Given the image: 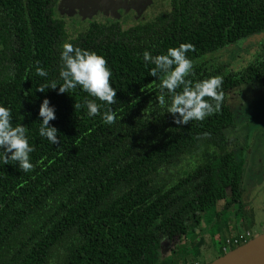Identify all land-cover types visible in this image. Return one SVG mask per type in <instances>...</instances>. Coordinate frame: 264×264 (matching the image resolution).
I'll return each instance as SVG.
<instances>
[{"label":"trees","instance_id":"1","mask_svg":"<svg viewBox=\"0 0 264 264\" xmlns=\"http://www.w3.org/2000/svg\"><path fill=\"white\" fill-rule=\"evenodd\" d=\"M60 1L0 0V104L35 149L28 172L0 160V264H174L163 257L164 241L188 238L212 210L220 217L243 204L239 145L226 136L235 125L228 95L250 85L264 91V38L256 39L264 0H172L143 22L95 21L76 37L57 14ZM64 42L107 61L117 89L111 125L87 117L83 101L93 98L79 87L37 91L63 82ZM180 43L194 46L189 79L223 80L220 110L185 125L158 105L154 65L142 57ZM248 45L258 53L243 68L217 57ZM37 64L47 77L36 75ZM45 97L56 109L58 144L38 133Z\"/></svg>","mask_w":264,"mask_h":264},{"label":"clouds","instance_id":"2","mask_svg":"<svg viewBox=\"0 0 264 264\" xmlns=\"http://www.w3.org/2000/svg\"><path fill=\"white\" fill-rule=\"evenodd\" d=\"M193 48L191 43H180L177 47H168L158 55H152L147 50L142 53L143 60L154 65L150 69V75L159 81L160 95L156 97L157 103L166 108L177 125L204 120L220 110L223 100V80L220 76H209L201 80L188 78L194 69V62L188 56ZM35 71L37 76H48V71L39 64ZM58 76L62 83L58 84L53 80L39 86L37 91L44 93L46 89H53L58 94H63L79 87L93 98H85L83 101L87 117L100 115L105 124L115 122L116 114L108 106L115 103L117 89L110 83L112 71L102 55L76 47L71 42H64L60 52ZM97 100L101 103L98 104ZM81 106L75 105L76 108ZM38 118L40 137L46 138L51 144H58V130L50 125V121L56 119V109L47 97L39 105ZM12 120L11 109L0 104V160L4 164L9 160L15 161L19 169L28 172L35 167L30 157L35 149L29 143L25 126H13Z\"/></svg>","mask_w":264,"mask_h":264},{"label":"rangeland","instance_id":"3","mask_svg":"<svg viewBox=\"0 0 264 264\" xmlns=\"http://www.w3.org/2000/svg\"><path fill=\"white\" fill-rule=\"evenodd\" d=\"M82 2L73 4V8L60 4L57 11L58 16L66 21L72 37H76L93 19L105 23L122 22L125 26L131 25L133 19L144 20L142 8L150 1H136L142 8H119V4H124L123 0H113L99 9L88 0ZM235 47L217 54V57L231 61L234 68H243L258 53V48H250V45L241 50ZM231 50L233 54H229ZM228 105L235 117V125L228 129L226 136L239 145L237 156L244 168L243 204L232 207L220 217H217L219 208L216 212L212 210L204 215L202 224L195 232H190L188 238L164 241L162 253L168 262L211 264L223 256L226 241L248 232L252 236L249 242L264 235V91L259 85L238 88L228 95ZM197 243L201 244L198 256V248H194Z\"/></svg>","mask_w":264,"mask_h":264},{"label":"water","instance_id":"4","mask_svg":"<svg viewBox=\"0 0 264 264\" xmlns=\"http://www.w3.org/2000/svg\"><path fill=\"white\" fill-rule=\"evenodd\" d=\"M82 0H61L60 4L71 7L73 2L80 3ZM93 6L99 9L108 0H92ZM264 38V34L256 37L257 40ZM251 39L249 41H254ZM211 264H264V235L251 240L246 244L232 250L228 254L218 258Z\"/></svg>","mask_w":264,"mask_h":264},{"label":"flooded vegetation","instance_id":"5","mask_svg":"<svg viewBox=\"0 0 264 264\" xmlns=\"http://www.w3.org/2000/svg\"><path fill=\"white\" fill-rule=\"evenodd\" d=\"M90 3H92L91 5L93 6V1L92 0H88ZM113 0H108L107 2H105V3H103L104 5L103 6H105V5H107V4H109V3H111ZM120 1V0H119ZM132 1H133V4L131 5V3H132ZM136 1L138 2L139 0H123V3L124 4H119V8H142V7H140L139 6V4L138 3H136ZM147 2H148V0H146ZM150 2H149V4L146 6V7H143L142 8V10L144 11V20H141V22H143V21H145L146 20V18H147V15L149 14V13H154V12H151V11H153V10H155V8H172V0H149ZM76 2H73V4H75ZM80 3H83L82 1L80 2ZM136 3V4H135ZM72 4V5H73ZM77 4V3H76ZM72 5H71V7H72ZM126 6H128V7H126ZM100 7H102V5L100 6ZM58 8H60V6L58 7ZM73 8V7H72ZM144 8H146V10L144 9ZM151 8H153L152 10H151ZM149 10V11H148ZM151 10V11H150ZM137 19H133V24H136V23H138L139 21H136ZM95 21H99L98 19H93L90 23H92V22H95ZM99 22H102V21H99ZM102 23H105V22H102ZM107 23V22H106ZM108 23H118V22H108ZM119 23H121V24H125V23H122V22H119Z\"/></svg>","mask_w":264,"mask_h":264},{"label":"built area","instance_id":"6","mask_svg":"<svg viewBox=\"0 0 264 264\" xmlns=\"http://www.w3.org/2000/svg\"><path fill=\"white\" fill-rule=\"evenodd\" d=\"M251 237H252L251 234L248 232L245 235H240V236L235 237L233 240L230 239V240L226 241V243L223 247V250H222L223 253L228 254L234 248H238V247L246 244L247 242H249Z\"/></svg>","mask_w":264,"mask_h":264}]
</instances>
